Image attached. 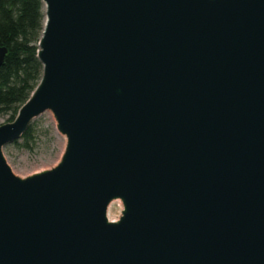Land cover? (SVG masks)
Listing matches in <instances>:
<instances>
[{
	"label": "water",
	"instance_id": "95a60500",
	"mask_svg": "<svg viewBox=\"0 0 264 264\" xmlns=\"http://www.w3.org/2000/svg\"><path fill=\"white\" fill-rule=\"evenodd\" d=\"M42 2L41 79L0 125V264H264V0ZM46 111L65 151L20 177L4 148Z\"/></svg>",
	"mask_w": 264,
	"mask_h": 264
},
{
	"label": "trees",
	"instance_id": "16d2710c",
	"mask_svg": "<svg viewBox=\"0 0 264 264\" xmlns=\"http://www.w3.org/2000/svg\"><path fill=\"white\" fill-rule=\"evenodd\" d=\"M42 0H0V48L7 54L0 66V116L10 114L14 121L42 76L38 43L44 29ZM36 128L30 125L19 147H30Z\"/></svg>",
	"mask_w": 264,
	"mask_h": 264
},
{
	"label": "rangeland",
	"instance_id": "374dc122",
	"mask_svg": "<svg viewBox=\"0 0 264 264\" xmlns=\"http://www.w3.org/2000/svg\"><path fill=\"white\" fill-rule=\"evenodd\" d=\"M10 114L0 116V125L8 123ZM36 132L31 146L19 147L10 144L4 148V155L14 173L20 177L51 169L62 158L65 151L66 136L58 131L57 121L52 112L46 111L32 122ZM123 210L121 200L114 201L108 210L111 221H117Z\"/></svg>",
	"mask_w": 264,
	"mask_h": 264
}]
</instances>
